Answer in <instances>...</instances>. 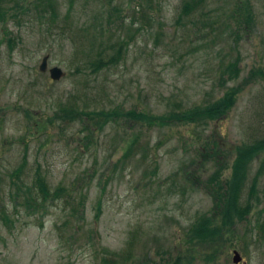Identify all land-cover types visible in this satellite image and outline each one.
I'll list each match as a JSON object with an SVG mask.
<instances>
[{"label":"rangeland","instance_id":"1","mask_svg":"<svg viewBox=\"0 0 264 264\" xmlns=\"http://www.w3.org/2000/svg\"><path fill=\"white\" fill-rule=\"evenodd\" d=\"M17 1L0 0V264H235L234 251L239 264H264V154L242 191L247 219L221 245L188 241L213 207L208 179L220 170L228 180L236 147L264 138V81L244 84L264 70V0H198L189 15L188 0H51L57 29L47 0ZM122 41L118 65L87 67L101 43L109 55ZM46 56L65 72L60 81L40 71ZM241 84L230 114L207 127L110 118L90 134L59 111L77 103L158 117L212 104ZM202 144L218 145L221 162L202 159ZM39 175L52 194L65 190L42 209Z\"/></svg>","mask_w":264,"mask_h":264},{"label":"trees","instance_id":"2","mask_svg":"<svg viewBox=\"0 0 264 264\" xmlns=\"http://www.w3.org/2000/svg\"><path fill=\"white\" fill-rule=\"evenodd\" d=\"M200 1V0H199ZM198 0H188L185 2L182 13L185 15H189L190 12L198 6L200 3ZM18 1L16 0V3ZM51 0H47L48 8L51 12V19L55 21L54 29H57V20L53 19V5H51ZM7 15L6 10H0V19L7 24ZM5 18V19H4ZM0 20V21H1ZM56 34V33H55ZM9 41L12 42L13 39L9 38ZM95 45V44H94ZM127 43L122 41L112 53L107 54V47L104 44H100L101 50L98 52L97 58H90L89 62L86 64L89 69H91L94 73H100V71L104 69H110V67H114L118 65L123 59V55L126 50ZM49 58V56H47ZM227 74H229L230 80L233 81L238 75V64L234 62L232 65L228 66ZM254 81L260 79L264 81V70L263 69H255L253 70L252 75L250 74L249 78L244 81V84H248V80ZM229 80V81H230ZM231 86L228 87L224 92V96L214 100L212 104H204V106H195L194 108L189 109H174L168 112H165L164 115L158 117H152L150 114L145 112L139 113L140 111H119L112 110L111 112H106L104 109L102 110H88L86 106L83 104L81 107L77 108V103L66 106L62 103L61 108L59 109L60 114L65 116L68 119L83 121L84 127L91 133L92 130H103V128L108 125L109 119L113 120L118 119H133L131 120L133 125L130 124V127L134 126L135 123L141 121L142 123H146V125H150V127H157L159 129H164L165 127H174L180 126H191L195 124L204 123L205 127L209 126L210 123L215 121L223 120L227 117L230 112L235 107L236 101L243 90V85ZM85 108V109H84ZM136 121V122H135ZM90 122L91 124H87ZM125 123V121H124ZM202 126V125H200ZM203 145V146H202ZM199 149V156H201L204 160H216L217 162H221L220 160L223 157V154L213 145L202 144ZM135 147V144H130L127 148V153L125 154V158H128ZM216 149V150H215ZM236 158L232 163V171L231 176L228 180L223 181L221 177V171L217 170L215 172L214 177L208 179L207 186H209L210 191L209 194L213 199V207L209 211V213L199 216V219L194 222L190 226V230L188 233V241L191 243H195L198 246L203 245H221V242L226 240V233L231 232V228L235 226L236 223H241L247 219L249 215L251 204L241 205L242 191L245 187V182L248 176L249 166L252 164L255 158L264 154V138L258 139L253 143H244L238 145L236 147ZM26 161V160H25ZM221 166H223L220 163ZM15 176V177H14ZM14 184L16 181L14 178L18 177L15 172L12 174ZM19 179V177L17 178ZM15 181V182H14ZM19 182V181H17ZM16 182V184H17ZM35 186L37 188L36 193L39 196L38 204H40V208H44L46 204L44 202L49 200H57L58 198L63 197L65 195L64 188L57 189L53 194L50 192L48 184H46L45 179L41 175H39L36 179ZM36 190L35 187L32 188ZM38 198V197H37ZM36 201V200H35ZM29 201L27 202V204ZM83 206V205H82ZM81 206V207H82ZM97 218L101 216V205L98 207ZM2 210L0 209V212ZM3 221L10 226L12 224V220L8 214L2 213ZM264 225V223H263ZM261 225V229L264 232V226ZM168 264H184V260L178 258V260L173 261Z\"/></svg>","mask_w":264,"mask_h":264},{"label":"water","instance_id":"3","mask_svg":"<svg viewBox=\"0 0 264 264\" xmlns=\"http://www.w3.org/2000/svg\"><path fill=\"white\" fill-rule=\"evenodd\" d=\"M43 63L41 64L40 66V71L46 73L48 71H50V74H51V78L54 80V81H60V79L62 77L65 76V72L59 67H52L50 69L49 68V61H48V57H44L43 58ZM234 263L235 264H239L242 262V257L239 255L238 251H234Z\"/></svg>","mask_w":264,"mask_h":264}]
</instances>
